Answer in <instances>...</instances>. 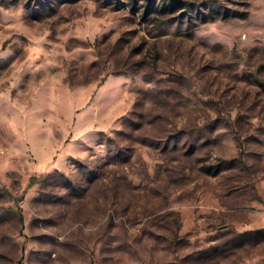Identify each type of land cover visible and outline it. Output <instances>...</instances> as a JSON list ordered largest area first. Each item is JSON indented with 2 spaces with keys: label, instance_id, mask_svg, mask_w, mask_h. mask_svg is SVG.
Segmentation results:
<instances>
[{
  "label": "rangeland",
  "instance_id": "rangeland-1",
  "mask_svg": "<svg viewBox=\"0 0 264 264\" xmlns=\"http://www.w3.org/2000/svg\"><path fill=\"white\" fill-rule=\"evenodd\" d=\"M0 264H264V0H0Z\"/></svg>",
  "mask_w": 264,
  "mask_h": 264
},
{
  "label": "trees",
  "instance_id": "trees-1",
  "mask_svg": "<svg viewBox=\"0 0 264 264\" xmlns=\"http://www.w3.org/2000/svg\"><path fill=\"white\" fill-rule=\"evenodd\" d=\"M129 125H132V122L129 121ZM111 146L108 147V160L112 162L126 164L130 157L131 151L129 145H123L121 142L125 141H134L133 136H113L109 138Z\"/></svg>",
  "mask_w": 264,
  "mask_h": 264
}]
</instances>
